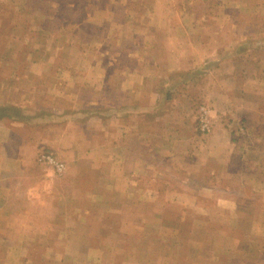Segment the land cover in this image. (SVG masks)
<instances>
[{
	"label": "rangeland",
	"instance_id": "rangeland-1",
	"mask_svg": "<svg viewBox=\"0 0 264 264\" xmlns=\"http://www.w3.org/2000/svg\"><path fill=\"white\" fill-rule=\"evenodd\" d=\"M130 1L133 2L119 1L114 11L108 7L115 5L116 0H0V119L6 117L17 122L20 120L17 118L23 117L28 131L39 132L45 138L53 133L67 138L65 143L54 139V147L48 145V149L42 147L37 151L35 160L39 168L30 173L38 192L29 202L11 204L14 220L11 215L5 219L4 209L0 210L3 229L0 264L222 262L196 249L204 242H209L214 249L242 243V254L249 256L250 263L264 264V0H230V3L213 0L222 6L224 2L229 4L230 9L223 12L209 7L203 13L204 18L211 17L213 22L231 19L232 26L207 25L208 39L219 37L223 44L226 39L238 41L245 35V42L235 43L231 49H225L222 56L207 60L197 56L195 46L200 43L193 32L183 31L182 27H172L173 36L178 40L167 44L159 59L160 51L151 47L156 44L142 42V38L139 41L152 29H145L143 25L147 17L140 10L145 2ZM181 2L183 0H178ZM123 5L132 9L124 10ZM110 18L118 22L131 18L133 24L122 26L118 23L116 27H109L99 23ZM242 21L245 26H238ZM154 30L156 34L153 35H157L160 28L154 27ZM112 34L119 35L118 41L110 40ZM183 35L192 36L191 42H180ZM134 46L138 47L132 49ZM129 49H132L133 59L126 57ZM148 55L152 57L145 58ZM205 67H211V74L203 72ZM131 78L134 89H126ZM235 81L245 88L243 94L235 93L231 99L239 98L242 116L235 114L230 118L228 113L221 115L230 109L225 98L227 104L218 107L220 99L217 102L207 100L204 92L208 88L221 90L219 84L224 82V87L233 88ZM147 88L150 93L155 89L158 100L163 98L166 102L173 100L175 94H187L191 98L194 104L190 117L194 127L186 124L182 134L209 136L216 119L223 117L225 123L222 125L228 126L230 146L236 152L233 151L235 155H231L230 163L221 170L224 177L227 175L225 180L215 185L217 187L212 180V191L209 187H200L197 203L165 204L151 197V201L145 203L148 218H143L147 209L141 202L126 203L119 199L109 202L112 193L104 192L105 187L99 186L104 171L100 176L93 166L100 162L96 161L100 156H95L93 150L100 148L89 143L94 142L96 117H108L111 104L121 106L129 98L125 90L133 93L132 117L141 120L138 110L142 104L146 105L145 93L141 90ZM242 104L250 106L243 108ZM203 110L206 111V131H201L199 124ZM63 113L70 115L72 129L69 134H62L59 129ZM157 113L158 108L153 112L155 116L147 118L151 120L161 114ZM35 116L38 121L32 123ZM49 118L52 123L41 121ZM84 124L87 126L85 140L74 139L81 137L75 127ZM52 125V132L41 133L47 132V127ZM157 125L163 126L150 124L148 141L154 137L152 130ZM195 142L196 150H205L204 140ZM67 143H80L79 152L84 149L91 152L85 155L76 151L63 153ZM41 154H51L60 160L63 171L57 173L53 167L39 162ZM101 158L107 168L105 173L115 174V166L110 172L107 157ZM42 165L49 169L40 170ZM254 171L259 184L251 187V180L246 179L244 185L242 175L251 176ZM104 178L102 176V182ZM130 189L128 194L134 199L142 193L141 187ZM165 189L158 187L162 192ZM114 195V199L126 198ZM222 205L241 206L240 218H230ZM213 206L216 209L211 208ZM67 221L69 228L65 226ZM240 254L231 253L237 258Z\"/></svg>",
	"mask_w": 264,
	"mask_h": 264
},
{
	"label": "crops",
	"instance_id": "crops-1",
	"mask_svg": "<svg viewBox=\"0 0 264 264\" xmlns=\"http://www.w3.org/2000/svg\"><path fill=\"white\" fill-rule=\"evenodd\" d=\"M114 1L115 0H113V2ZM119 1H124L126 3L133 2L130 0H116L115 5L113 3V6H109L108 9L115 11L116 3L119 5ZM141 1L145 3L142 5L140 11H143L147 17V19L143 21V25L146 26L145 29H152L147 31V36L140 37L139 41L142 38V42H152L156 44L157 46L151 45V47L152 49L160 51L157 55L159 59H161V52L165 51L164 47H166L167 44L177 42V38L173 36L172 27H182V29H184L183 31L187 30L189 33L192 31L193 35H195L194 38L200 43V45L196 44L195 46V50L197 51L196 54H199L197 56L205 60L208 58L212 59L222 56L225 49H231V46L233 47L235 43L245 42V35L243 36V39L238 41H234L233 38L226 39L223 44H221L219 37L213 38L212 40L208 39L206 34L207 25L213 24L221 27L232 26V21L230 22L231 19H216L213 22V18H204L203 16L204 11H206L205 9H208L209 7L214 8L215 10H223V12L230 9L229 4H226L225 2L222 6L218 2H213V0L212 2L211 0H183L185 3H178V0H170L169 2H165V0ZM229 1L230 0H227L228 3H230ZM232 3L233 2L231 1V4ZM122 7L125 8L124 10H127L128 8L132 9L130 6L123 5ZM130 19L126 21L119 20L118 22V20L110 18L109 20H103V22L99 23L102 25L107 24L109 27H116L118 23H122V26H127L128 24H133ZM238 26H245L244 21L238 22ZM154 27L160 28L157 35H153L156 34ZM196 28H198V31ZM109 37L111 41H118L119 39L118 34H112ZM181 38V40L179 39L180 42L186 43L185 41L191 42L192 36L183 35ZM130 43H133V41ZM137 47L138 46H134L132 49ZM132 49L126 50V54L128 53V56L126 57L129 59H133L134 57V54L131 51ZM150 57L152 56L148 55L145 58ZM209 69H211V67H205L203 72L211 74L212 71ZM132 83L133 79L131 78L129 86L126 83V89H129V87L131 90L134 89V85ZM224 83L219 84L222 85L221 90L211 91L209 88L205 89L204 93L208 96L206 99L212 100L213 102H217L220 99L218 107H222L223 104L229 103L230 109L225 110L226 112L224 111L221 115H227L228 113L230 118L235 114L236 117L242 116L239 111L241 107H238L239 104H241L239 98L235 99L236 102L231 99L235 93H239V95L243 94L242 91H244L245 88L242 84H240L241 82L237 84H235L236 81L234 83L232 82L233 85H235L233 88L224 87ZM231 84H229V86H232ZM237 86L238 88H236ZM203 87H205V85ZM131 90L124 91L125 95L129 98H127L124 103H121V106L111 104V111L108 117H96L94 120L95 126H93V128H95L94 142L89 143V145L93 144V146H98V148H100L99 150H93L95 156H100V158L96 159V161L100 162H95L93 166L94 169L100 173V176L104 171V175L102 176L105 178L102 182V176L100 177L101 182L99 186L105 187L104 192L112 193V195H110L109 202H117L118 199L121 202L126 203L136 201L141 202L144 207L145 203H149L152 197L153 200L159 199V201H162L165 204L177 203L183 205L187 202L192 203V201L197 200V191L200 187H209L212 191L213 187L210 184L212 180L214 187H217L215 185H220V181L222 182V180H225V177H227V175L224 177V173L223 171L221 173V170L225 164L230 163L231 155H235L234 152H236V150H232V147L230 146L228 126L226 127L222 125L225 123L223 117L216 119L215 124L211 127L209 136L201 135L199 137L197 134H191V136L182 134V129L186 126V124L194 127L192 125L193 120L190 117V108L194 104L191 98L187 97V94H175V98L173 100L166 102L167 100L163 98L158 100V95L154 94L155 89H152V92L150 93V88H147L145 90H141L142 93H145L144 98L146 101L144 104L146 105H141V108L138 111H140L142 117L141 120L136 121L132 117L133 110L130 109L132 104L131 101H133V93ZM138 96H140V94H138ZM224 98L227 103L224 102ZM253 103L254 106L257 105V103ZM258 104L262 105L260 101ZM241 106L244 108L245 106L249 107L250 105L242 104ZM156 108H158L157 114H159V111L161 114L149 120L147 117L155 116L153 112L156 111ZM63 115L64 113L62 116ZM69 116V114H65L62 117L61 125H59V129L62 130V134H69L72 129L69 127L70 123H72L69 121ZM2 118L4 119H0V210L4 209L5 219L8 218L9 215H11L10 218L13 219L14 217H12V212L14 210L11 204L29 202L31 197L38 192L37 185L35 183L33 184L31 181L32 179L30 173L32 170H35V168H39L35 160L38 154L37 151L42 147L47 148L48 145L50 147H54V139L56 142L64 141L65 143V139L67 138L66 136H55L53 133L50 134L49 137L47 136L48 138L43 136V139L39 132L28 131L27 124L25 123L23 117L17 118V120L20 119L17 122H15L16 119L10 121L6 119V117ZM37 121L38 117L35 116L32 123ZM41 121H44L45 123L50 121L51 123L53 122L51 118ZM150 124H152V126L154 124H163V126L157 125L155 130H152V136L154 137L148 141V138L151 136ZM44 126V128H46L47 125ZM47 128L49 129L47 132L41 131V133L45 135V133L49 134L50 131H53V125ZM86 129L87 126L85 124L84 126L80 125L75 127V131L81 133V137L73 138L76 140H79L80 138H82V141L85 140L86 137H84V134ZM196 140L198 142L199 140L205 141V150H196ZM48 142L51 143L48 144ZM79 146L80 143L68 144L62 152L68 154L72 151H76L78 154H90L91 151H86V149H84L85 151L81 150L79 152ZM101 156L107 157L106 162L109 163L108 168L110 172L113 171V166H115V169H117V171L115 170V174L110 173L107 175V173H105L107 168H105V161L102 160ZM191 161L193 163H191ZM172 164H174L173 167ZM43 166L44 165H42L40 170L44 171L49 169L47 167L43 168ZM253 174L254 175L246 177L242 175L241 181L245 183L244 185H246V179L251 180V187L259 184L255 177V171ZM212 175H214V177H212ZM204 176H206V179ZM96 180H98V177ZM159 186L165 187V191H159ZM225 186L228 187V185ZM135 187L142 188V193H140L141 195H138L136 199L128 194L131 193L129 188L134 189ZM169 188L172 191H168ZM114 194H120V196L125 195L126 198L114 199L116 196ZM183 198L186 199L182 201ZM220 203L221 202L217 200V204L220 205ZM223 203H226V200L223 201ZM227 203H230V201ZM147 208L148 206H145L144 209ZM211 208L216 209L214 206ZM221 208L227 210L226 212L230 218L235 217L234 219H239L241 216L240 214H242L239 211L241 210V206L239 205H235L234 207H231L230 205L229 207L227 205H222ZM179 209L181 213L182 209ZM17 212L18 211H16V213ZM143 212L144 211H142V213ZM148 212L149 210L147 209V211H145L147 215L144 216L142 214V217L148 218ZM212 216H210V218ZM127 224L131 223L127 222ZM252 224H255V222L252 221ZM226 225L228 224L226 223ZM65 226L69 228L68 221L65 223ZM234 230L238 231L235 228ZM2 232L3 229L0 227V234H3ZM250 232L252 233L253 231L250 230ZM243 246L244 244L237 243L228 248H225L226 246H219L214 249L209 242H204L196 249L199 251L202 250L209 255L211 254V257L216 259L215 261L222 260V262H217V264H253L249 262V256L242 254L241 250ZM234 252H239L241 254L237 258L231 255V253ZM246 254L248 255V253ZM199 257L200 255L198 256V259ZM209 264H211V262Z\"/></svg>",
	"mask_w": 264,
	"mask_h": 264
},
{
	"label": "built area",
	"instance_id": "built-area-1",
	"mask_svg": "<svg viewBox=\"0 0 264 264\" xmlns=\"http://www.w3.org/2000/svg\"><path fill=\"white\" fill-rule=\"evenodd\" d=\"M199 124L201 131H206L208 129L205 110L201 111L199 117ZM38 161L53 167L57 173H61L63 171L64 168L63 163L60 160L54 158V156L51 154H41L38 157Z\"/></svg>",
	"mask_w": 264,
	"mask_h": 264
}]
</instances>
